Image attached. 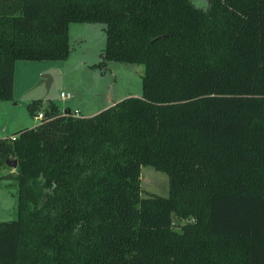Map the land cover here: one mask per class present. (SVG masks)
Segmentation results:
<instances>
[{
  "label": "trees",
  "instance_id": "trees-1",
  "mask_svg": "<svg viewBox=\"0 0 264 264\" xmlns=\"http://www.w3.org/2000/svg\"><path fill=\"white\" fill-rule=\"evenodd\" d=\"M71 21L105 24L99 63L142 64V93L91 115L50 101L0 136V264H264V0H0V99L16 59L67 56ZM143 164L167 195L142 193Z\"/></svg>",
  "mask_w": 264,
  "mask_h": 264
},
{
  "label": "rangeland",
  "instance_id": "rangeland-1",
  "mask_svg": "<svg viewBox=\"0 0 264 264\" xmlns=\"http://www.w3.org/2000/svg\"><path fill=\"white\" fill-rule=\"evenodd\" d=\"M205 2L199 0L200 4ZM68 32L70 49L66 57L15 60L13 97L0 99V136L39 123L35 114L50 101L91 115L126 96L141 95L142 64L107 58L99 63L106 38L103 22L71 21ZM47 73L52 76L49 86L44 80ZM61 90H69L72 97L61 99ZM32 100L40 101L34 110L29 107ZM14 170L15 167L0 162V220L16 216L17 181L10 174ZM140 181L143 194H168V174L161 169L143 164ZM179 220L183 222L185 218Z\"/></svg>",
  "mask_w": 264,
  "mask_h": 264
},
{
  "label": "built area",
  "instance_id": "built-area-1",
  "mask_svg": "<svg viewBox=\"0 0 264 264\" xmlns=\"http://www.w3.org/2000/svg\"><path fill=\"white\" fill-rule=\"evenodd\" d=\"M59 95H60V98L64 99V100H69L72 97V93L69 90H61ZM66 107H68V106H65L62 109L64 110ZM72 111L74 114L80 115L79 110L77 108L73 109ZM42 116H43V111L40 109L36 112L35 117H37L38 119H41ZM2 137H5V136H2ZM8 137L14 138V134L9 135Z\"/></svg>",
  "mask_w": 264,
  "mask_h": 264
},
{
  "label": "water",
  "instance_id": "water-1",
  "mask_svg": "<svg viewBox=\"0 0 264 264\" xmlns=\"http://www.w3.org/2000/svg\"><path fill=\"white\" fill-rule=\"evenodd\" d=\"M44 77H45L44 80H45L46 85L49 86L50 85V82L52 80V76L47 73V74H44ZM6 163L8 165H10V166L16 167V165H17V159L16 158L6 159Z\"/></svg>",
  "mask_w": 264,
  "mask_h": 264
},
{
  "label": "crops",
  "instance_id": "crops-1",
  "mask_svg": "<svg viewBox=\"0 0 264 264\" xmlns=\"http://www.w3.org/2000/svg\"><path fill=\"white\" fill-rule=\"evenodd\" d=\"M65 106H67V105H62V106H61V109L64 108ZM68 107H70V105H69ZM70 108H71V107H70ZM76 108H77V107H76ZM74 109H75V108H74ZM78 110H79V109H78ZM79 113H80V112H79ZM80 114H81V113H80ZM11 134H13V133H11ZM11 134H9V135H11ZM9 135H5V136H9Z\"/></svg>",
  "mask_w": 264,
  "mask_h": 264
}]
</instances>
